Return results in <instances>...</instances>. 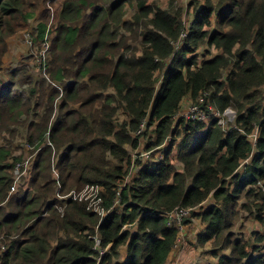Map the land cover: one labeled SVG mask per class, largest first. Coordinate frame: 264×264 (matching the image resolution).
<instances>
[{
    "label": "trees",
    "instance_id": "1",
    "mask_svg": "<svg viewBox=\"0 0 264 264\" xmlns=\"http://www.w3.org/2000/svg\"><path fill=\"white\" fill-rule=\"evenodd\" d=\"M46 1L0 0V264H172L177 206L216 264H264V0H61L50 79L1 74ZM187 99L208 118L176 119ZM15 142L39 151L13 190Z\"/></svg>",
    "mask_w": 264,
    "mask_h": 264
},
{
    "label": "rangeland",
    "instance_id": "2",
    "mask_svg": "<svg viewBox=\"0 0 264 264\" xmlns=\"http://www.w3.org/2000/svg\"><path fill=\"white\" fill-rule=\"evenodd\" d=\"M61 0H47L46 2H43L41 4L34 3L32 8H28L27 10L33 12V17L23 20L22 25L20 29L10 36L8 38V51L2 58V71L1 74H5L10 70H13L15 68L22 67L28 74L32 75H41L42 77L45 76L48 80L50 79L47 70L46 73L48 76L45 75L44 69L41 67V61H43L47 57V64L49 62L50 55L52 56L51 48H52V41L51 38L55 35L54 32V14H55V4ZM42 2V1H41ZM190 0H182V6L184 7V12L187 11V6ZM168 3V0H163L159 5L166 6ZM187 14V12H186ZM40 23L47 24V28L45 33L43 34V38H38L36 40L37 33V27ZM33 30V33L31 32ZM35 31V33H34ZM27 33H31L32 42H29L30 39H27L29 36H26ZM50 45V54L48 52L47 54V46ZM137 136L138 133H136ZM148 138H141V145L138 147V149L135 151L136 157H141V153L145 150L144 145L147 143ZM15 153L17 155H22L24 159L26 160V168H28V165H30V161L32 156L37 153L35 151L33 153V147L29 146L28 144H19L15 142L14 144ZM23 159V158H22ZM141 160V159H138ZM149 160V159H148ZM146 160H141L140 162H145ZM138 164V163H137ZM139 165V164H138ZM138 165H135V169ZM191 215V212L184 218L183 224L178 227L179 228V236L182 237V235L186 234V226L185 221L187 219L192 220L191 224H188L189 226H197L198 223L195 221ZM244 222L250 227V229H257L259 228V224L256 221H253L249 216L244 218ZM196 223V224H195ZM174 224V223H173ZM171 226V225H170ZM176 249H183L184 243L179 246V242L175 245ZM199 253H197V259L192 262V264H201V262L198 260ZM180 262L179 257L175 260H172V264H178ZM184 264V263H183Z\"/></svg>",
    "mask_w": 264,
    "mask_h": 264
},
{
    "label": "built area",
    "instance_id": "3",
    "mask_svg": "<svg viewBox=\"0 0 264 264\" xmlns=\"http://www.w3.org/2000/svg\"><path fill=\"white\" fill-rule=\"evenodd\" d=\"M187 35V33L182 34V38H184ZM26 36H29L27 39H30L32 37L31 33H27ZM29 42H32V39L29 40ZM50 45L47 46V54L49 52ZM41 67L44 69V73L47 76L46 70H47V57L41 61ZM212 110V112L215 110L212 108V106H209ZM216 115H221L220 111L215 110ZM225 115L228 116L230 120H232L235 117L234 111L229 108L224 112ZM208 111L200 104H191L189 107L182 109L178 115L176 116V119L179 118H188V119H193V120H199L203 121L208 118ZM221 122H224L222 119ZM142 130H139L138 133H140ZM26 161L25 162H18L15 166V174H16V183L17 181L24 175L25 170H26ZM16 183L13 186V190L16 188ZM69 195H72L70 193ZM68 195V196H69ZM75 198H80V199H86L89 202V207H93L95 211L102 215H106V210L102 206L101 202V197H100V188L98 186H91L87 187L81 194L76 196ZM191 212V208L185 207V206H177L173 211L168 213V223L171 226H178L180 227L183 224L184 218ZM103 217V216H102ZM174 223V224H173ZM96 239V243L94 245L95 250H99L100 255L98 259H101L105 253L106 249L101 247V238L99 236L94 237Z\"/></svg>",
    "mask_w": 264,
    "mask_h": 264
},
{
    "label": "crops",
    "instance_id": "4",
    "mask_svg": "<svg viewBox=\"0 0 264 264\" xmlns=\"http://www.w3.org/2000/svg\"><path fill=\"white\" fill-rule=\"evenodd\" d=\"M192 103L190 101H187L184 103V107H189ZM58 171L56 170L55 176H57ZM59 176V175H58ZM17 188V183H16ZM15 188V189H16ZM60 188V186H59ZM201 225L198 224L197 226H189L187 225L185 228L186 234L179 236L178 242L179 246H181L184 243L183 249H176L173 255L171 256L170 260H175L179 257L180 262L178 264H192L193 261L197 259V253H199L198 260L201 262V264H216V259L203 253V250L200 248H197L195 246V242L198 239L199 232L201 230Z\"/></svg>",
    "mask_w": 264,
    "mask_h": 264
}]
</instances>
